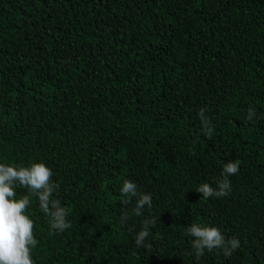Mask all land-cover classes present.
I'll return each mask as SVG.
<instances>
[{"label":"trees","instance_id":"16d2710c","mask_svg":"<svg viewBox=\"0 0 264 264\" xmlns=\"http://www.w3.org/2000/svg\"><path fill=\"white\" fill-rule=\"evenodd\" d=\"M229 160L231 191L204 199ZM40 161L71 227L32 194L33 264H264V0H0V163ZM192 223L240 247L197 257Z\"/></svg>","mask_w":264,"mask_h":264},{"label":"clouds","instance_id":"9594fccd","mask_svg":"<svg viewBox=\"0 0 264 264\" xmlns=\"http://www.w3.org/2000/svg\"><path fill=\"white\" fill-rule=\"evenodd\" d=\"M198 115L209 139L212 138L213 127L205 116V108L199 109ZM255 116V109L249 108L246 120L251 121ZM239 171V161L229 160L223 165V179L218 180L217 187L209 183H202L196 190L202 193L204 199L209 197H224L231 191L229 176ZM52 170L43 161L30 163L28 166H17L11 163H0V264H33L31 250L38 241L34 238V222L26 208L31 203V195L38 199L40 210L51 218L50 229L63 232L71 227L66 217L68 211L61 205L53 194L58 184L52 179ZM23 187L29 190L28 195L16 198L15 189ZM124 199L122 204H129L136 198L132 212L136 216L143 215L145 206L151 208V194L138 192L135 182L125 179L120 189ZM128 214H122V222L128 219ZM156 218L143 221L141 230L135 236L137 247L143 246L150 235L149 227L154 226ZM187 234L193 237L191 247L197 257L204 254L205 249H222L224 256L240 247L235 237L226 239L218 227L192 223L187 228Z\"/></svg>","mask_w":264,"mask_h":264}]
</instances>
